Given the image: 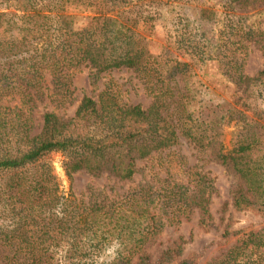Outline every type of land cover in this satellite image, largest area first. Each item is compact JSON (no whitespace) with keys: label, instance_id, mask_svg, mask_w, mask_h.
I'll return each instance as SVG.
<instances>
[{"label":"trees","instance_id":"trees-1","mask_svg":"<svg viewBox=\"0 0 264 264\" xmlns=\"http://www.w3.org/2000/svg\"><path fill=\"white\" fill-rule=\"evenodd\" d=\"M79 14L90 16L77 23ZM164 14L171 25L153 54L150 37ZM262 16L264 0H0V264H152L147 244L193 211L209 231L215 178L189 165L183 144L235 177L233 210L264 205L262 134L246 115L264 71L243 73L251 45L264 54ZM211 62L234 92L203 110L206 93L193 79ZM82 69L93 86L103 74L131 71L151 103L128 104L107 82L66 118L55 110L71 103ZM44 100L54 110L38 118ZM232 122L240 130L226 148L222 130ZM52 154L65 158L68 178L126 183L142 172L144 180L123 193L76 197L61 190ZM221 235L236 240L206 264H264V228L232 233L227 223ZM183 243L155 264L174 263Z\"/></svg>","mask_w":264,"mask_h":264},{"label":"rangeland","instance_id":"rangeland-1","mask_svg":"<svg viewBox=\"0 0 264 264\" xmlns=\"http://www.w3.org/2000/svg\"><path fill=\"white\" fill-rule=\"evenodd\" d=\"M89 16V14L75 15V22L82 23ZM262 19H264V16H262ZM170 25L169 14L162 15L155 23L150 37L149 52L157 54L162 51L165 46L167 29L170 28ZM169 53L181 56L175 50ZM182 60H186V58L184 57ZM259 71H264V54H261L257 47L251 45L244 59L243 73L247 76H253ZM101 77L96 86H93L89 81L88 70L82 69L72 80L71 89L73 95L71 103L66 104L64 108L55 110V112L66 118L71 117L83 96H96L105 87L107 82L112 83L113 88L121 93L122 100L128 104L147 107L151 103V99L145 94L142 83L135 73L126 70H116L103 74ZM193 80L196 82L194 87H198L206 93L205 100L202 103L203 110L205 108L207 110L212 101L216 102L219 99L218 94L224 98H228L234 92L231 86L224 87L225 81L218 76L217 65L212 62L208 63L201 73H197ZM251 103L252 111H249L246 115L249 118H253L252 124L262 134L261 147L262 151H264V83L259 86V90L251 98ZM44 110H54L46 100L39 104L37 110L38 118ZM254 112L257 113L256 116H253ZM258 113L259 117L257 116ZM239 130L240 127H237L235 122L223 128L222 140L226 148H231V145L234 144L236 133ZM179 149L180 153L187 158L190 166L196 165L202 167L204 172H208L215 178L214 193L208 205L213 220V228L209 231L201 230L197 224L198 213L196 211H193L188 220L183 218L179 224L164 228L146 246L152 264L159 262L161 253L179 239H182L184 242L182 245L183 251L180 257L172 264H178L179 261L184 259L194 260L197 264H206L234 244L236 240L235 236L223 238L221 235L227 223L232 233L264 228V205L259 207L256 204L254 205V209L243 211H235L229 205L230 190L236 183V179L231 172L209 161L208 156H198L186 144H183ZM47 159L52 167L53 174L60 184L61 190L64 193L72 190L76 197L83 195L86 198L89 194V189L105 190L111 195L123 193L128 188L134 187L144 180L142 172L136 174L134 180L126 183L114 182L105 176L96 179L83 172L75 173L71 178H68L64 170L65 158L61 154H52ZM143 165V163L138 164L140 168ZM224 204H227L225 209ZM131 264H135V258Z\"/></svg>","mask_w":264,"mask_h":264},{"label":"clouds","instance_id":"clouds-1","mask_svg":"<svg viewBox=\"0 0 264 264\" xmlns=\"http://www.w3.org/2000/svg\"><path fill=\"white\" fill-rule=\"evenodd\" d=\"M118 247L119 245L117 243H114L110 248L106 250V255L111 259H115L116 250ZM100 260H104V257H100Z\"/></svg>","mask_w":264,"mask_h":264}]
</instances>
